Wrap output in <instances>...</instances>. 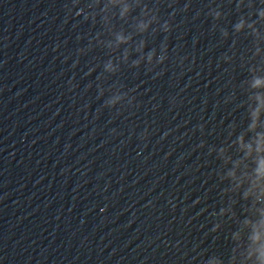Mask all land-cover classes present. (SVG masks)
Masks as SVG:
<instances>
[{
	"label": "clouds",
	"instance_id": "1",
	"mask_svg": "<svg viewBox=\"0 0 264 264\" xmlns=\"http://www.w3.org/2000/svg\"><path fill=\"white\" fill-rule=\"evenodd\" d=\"M240 27H242V24L237 25V28H240ZM121 41L123 42V39L122 38H121Z\"/></svg>",
	"mask_w": 264,
	"mask_h": 264
}]
</instances>
